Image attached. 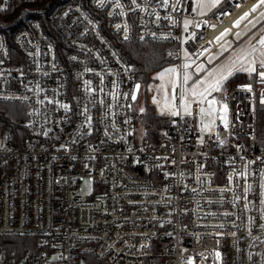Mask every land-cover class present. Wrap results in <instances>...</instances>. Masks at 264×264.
I'll return each mask as SVG.
<instances>
[{
  "label": "built area",
  "instance_id": "obj_1",
  "mask_svg": "<svg viewBox=\"0 0 264 264\" xmlns=\"http://www.w3.org/2000/svg\"><path fill=\"white\" fill-rule=\"evenodd\" d=\"M28 1L0 0V16ZM256 2L223 0L194 15L191 0H58L27 8L20 24L0 17V101L24 103L27 115L25 130L0 125V234L31 238L22 253L0 249V264H264V83L253 74L215 92L227 128L222 108L202 119L198 103L186 115L180 100L168 134L144 142L138 81L118 47L170 41L180 63L186 49L190 87L264 24L234 37L264 10L234 27Z\"/></svg>",
  "mask_w": 264,
  "mask_h": 264
},
{
  "label": "trees",
  "instance_id": "obj_2",
  "mask_svg": "<svg viewBox=\"0 0 264 264\" xmlns=\"http://www.w3.org/2000/svg\"><path fill=\"white\" fill-rule=\"evenodd\" d=\"M57 3L58 0L21 2L8 8L7 14L0 17L6 23L15 20L18 22L17 24H20L28 17V14H26L27 8L33 10L41 8L49 11ZM118 47L123 56L132 62L136 80L141 86L147 84L153 78L155 72L177 61L170 55V52L175 49L176 44L170 41L140 42L131 40L121 42ZM252 77H249L247 73L236 72L226 82L249 81ZM25 111L24 103L1 100L0 125L8 124L13 129L21 128L25 130L24 125L27 117ZM135 123L136 126L139 124L142 128L141 139L144 142H155L168 134L173 120L169 114L158 112L153 103L145 101L143 112L138 116ZM258 136L261 143H264V113L260 115ZM30 242L31 238L29 236L0 234V249H5L7 252L22 253Z\"/></svg>",
  "mask_w": 264,
  "mask_h": 264
},
{
  "label": "snow or ice",
  "instance_id": "obj_3",
  "mask_svg": "<svg viewBox=\"0 0 264 264\" xmlns=\"http://www.w3.org/2000/svg\"><path fill=\"white\" fill-rule=\"evenodd\" d=\"M165 6L168 4V0H163ZM223 0H193V3L196 5V8H193V11H196L197 8L201 9L200 14L203 15L205 14L202 9L208 5L211 8H217ZM133 3H135V0H133ZM264 5V0H257L256 3H254L249 11H245L241 16H239L238 19L235 20L233 26L234 27H239L240 24L248 20L250 15L252 13L257 12V10ZM240 4H237L236 7H240ZM222 15H231L230 12H222ZM259 18H264V12L259 13ZM259 18L256 19L255 21L249 20V24L252 25L253 28L256 27V24L259 23ZM190 21H185L184 27L185 30L187 31L188 25ZM120 25H117V28H119ZM215 27V25H213ZM260 31L264 32V28H261ZM230 32V29L225 28L221 33L220 36L216 37L215 39L217 41L223 39L226 35H228ZM240 33H236V37L239 38ZM190 38H195V33L191 35ZM257 45L259 47H257ZM231 45H229L230 47ZM257 53L259 56H257ZM185 57L187 59L188 53L187 51L185 52ZM192 63H195L193 61ZM208 63H212V58H209ZM185 69H188L191 67L190 63H185L183 65ZM90 71V70H89ZM196 71L197 73H201L204 71V66L201 64H198L196 66ZM236 72H243L247 73L249 77H252L253 74H255L260 83H264V36H261L256 44L251 45L250 49L247 51L241 49L240 54L235 57V59L232 60L231 64L227 65L226 67L223 68V70L219 71V74H217L216 69H212L208 71L207 75L204 77L197 78L196 80H193L192 84L190 87L184 88V90L181 93V106L183 107L184 113L186 115H192L191 112V103L196 102L199 103L200 105H203L205 101H207L208 107L204 108L201 107L199 109V114L201 118L203 119L205 116L207 117H213L215 119V113H216V108L215 105L217 104V101L215 98L208 100V96L211 95L212 92H219L222 89H224L225 82L228 81L229 77L233 76ZM174 74V78L169 80L167 83L171 85V89L173 92L172 100L173 102L175 101L176 97L174 95L176 88L178 86H184L188 85L189 81L192 80V76L185 71L183 73V78H182V84L179 79V74L177 73V69L172 67V68H166L162 72H160L155 79H160L161 81L165 80L166 76ZM161 90L165 91V100L167 101V84L162 83L160 86ZM243 89H245L248 92H252V84H247V85H242L240 86ZM135 88L138 90L140 88L139 84L135 85ZM191 95L193 98L192 102L189 101L188 97ZM132 99L135 100L136 96L135 94L132 95ZM154 102L155 99H154ZM49 103H52L50 100ZM260 103L264 104V93H261V100ZM60 107L64 108L65 110L69 109V105L67 104H61ZM166 108H175V104H165ZM224 112V115L220 116L219 119H221L224 122V126L227 128V119H226V114H227V104H223V107L221 109ZM143 112V109H141ZM172 115H178V113L173 110L171 111ZM89 121L91 120V117H88ZM205 128L209 127V125H205ZM202 142V141H201ZM264 162V161H262ZM249 164L254 163V161H248ZM229 180H231V177H229ZM250 187V186H249ZM264 187V185H262ZM261 228L264 229V225H261ZM220 253L216 252V257L217 259L220 258ZM55 259V258H54ZM188 264H191V261L188 262Z\"/></svg>",
  "mask_w": 264,
  "mask_h": 264
},
{
  "label": "rangeland",
  "instance_id": "obj_4",
  "mask_svg": "<svg viewBox=\"0 0 264 264\" xmlns=\"http://www.w3.org/2000/svg\"><path fill=\"white\" fill-rule=\"evenodd\" d=\"M193 8H196V5L193 3V0H191L189 12L191 14H194V15H199L200 12H201V9L197 8L196 11H193ZM211 9L212 8L210 6L206 5L202 9V11L204 13H206V12H208ZM261 12H264V10H262ZM258 18H259V14L257 16H255L254 18H252L251 20L255 21ZM263 19L264 18H259V22H261ZM252 28H253L252 25L249 24V21H248L237 32V33H240L239 38L236 37V33H235L234 37L236 39H240L243 35H245ZM261 28H264V24L262 26H260L258 29H256L251 35H249L233 52H231L228 55H226L225 57H223L213 67V69L217 70V74H219V71L223 70L224 67H226L227 65L231 64L232 60L235 59V57L240 54V50L241 49L247 51L248 49H250L251 45L256 44L257 40L261 36H264V32L260 31ZM230 32H231V29H230ZM232 43H233V39H229L223 45H221L214 53H212L209 56V58H212V61H213L215 58H217ZM257 47H259V46L257 45ZM186 51H187L186 49H183V51H182L183 58L181 60V63H180V61H176V62H174L172 64L166 65L165 67L161 68L159 71L155 72L154 75H153V78L147 84H144V85L141 86L140 92H139V98L135 102V105H134L135 108H138V109L143 108L145 101H148V102H151V103L154 104V106H155V108H156V110L158 112L165 113V114H171V111H173V109L170 108V107L166 108L165 104L167 103V104L171 105V104L174 103L175 107H177L179 105V101L181 100V93L184 90V88H187V87H186V85H184V86H178L176 88V91L174 93L176 99L173 102V100H172L173 92H172V89H171V85L168 84L167 82L174 78V74L166 76L164 81H161L160 79H155V77H157V75L160 72H162L164 69L172 68V67L177 69V73L179 74V79H180L181 84H182L183 73L185 71H187L193 77L194 73L191 70V67H189L188 69H185L183 67V65L186 62L190 63L192 65L193 64L192 62L195 61V59L191 57V55L189 54L188 51H187L188 57L186 59V57H185V52ZM257 56H259L258 53H257ZM209 58H208V60H209ZM201 65L204 66V64H201ZM206 75H204V76H206ZM162 83L167 84V101L165 100V91L161 90L160 87H159ZM214 97H215V92H212L211 95L208 96V100H211ZM154 99H155L156 102H154ZM188 99H189L190 102H192V100H193L191 95H189ZM193 103H195V102L191 103V111H192ZM223 104H225V103L224 102H220L219 104H216L215 105L216 110L222 108ZM200 106L204 107V108H207L208 107L207 101H205V103L203 105H200ZM181 110L184 113V110H183L182 106H181ZM215 116H216V113H215ZM211 118H213V117H211ZM137 129H138L137 133L141 137L142 136V128H141V126L139 124L137 125ZM80 188H82V192H85V193L90 192L92 190V188H93V181L91 179H89V178H85V179L81 180Z\"/></svg>",
  "mask_w": 264,
  "mask_h": 264
},
{
  "label": "water",
  "instance_id": "obj_5",
  "mask_svg": "<svg viewBox=\"0 0 264 264\" xmlns=\"http://www.w3.org/2000/svg\"><path fill=\"white\" fill-rule=\"evenodd\" d=\"M137 84H139V85H140V88H141V84H140L139 82H138ZM140 88H139L138 90L135 88L134 94H135V96H136V99H135V100L132 99V101H136V100L138 99V97H139V92H140Z\"/></svg>",
  "mask_w": 264,
  "mask_h": 264
},
{
  "label": "crops",
  "instance_id": "obj_6",
  "mask_svg": "<svg viewBox=\"0 0 264 264\" xmlns=\"http://www.w3.org/2000/svg\"><path fill=\"white\" fill-rule=\"evenodd\" d=\"M262 21H263V20H262ZM259 23H261V22H259ZM259 23H258V24H259ZM258 24H257V25H258ZM252 29H253V28H252ZM252 29H251V30H252Z\"/></svg>",
  "mask_w": 264,
  "mask_h": 264
}]
</instances>
